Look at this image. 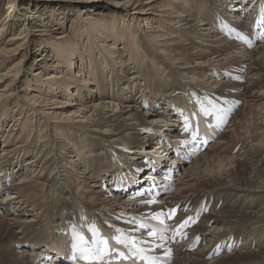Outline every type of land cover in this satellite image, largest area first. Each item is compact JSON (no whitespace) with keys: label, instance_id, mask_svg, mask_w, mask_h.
Masks as SVG:
<instances>
[{"label":"bare ground","instance_id":"6f19581e","mask_svg":"<svg viewBox=\"0 0 264 264\" xmlns=\"http://www.w3.org/2000/svg\"><path fill=\"white\" fill-rule=\"evenodd\" d=\"M35 1L10 0L0 26V264H62L47 246L62 222L153 242L136 216L175 207L205 214L187 240L150 247L172 257L156 264H264V39L249 47L218 26L223 17L252 34L262 0H180L178 10L177 0ZM155 2L175 13L171 34L146 29L166 20L149 13ZM90 6L98 12L86 14ZM72 10L71 31L61 32ZM12 17L23 22L18 34ZM33 47L44 52L38 62L28 58ZM233 73L245 81L233 83ZM223 99L237 106L229 125L191 157L171 106ZM166 172L175 191L163 185ZM117 174L130 180L126 191L112 188ZM138 191L144 196L132 198Z\"/></svg>","mask_w":264,"mask_h":264},{"label":"rangeland","instance_id":"374dc122","mask_svg":"<svg viewBox=\"0 0 264 264\" xmlns=\"http://www.w3.org/2000/svg\"><path fill=\"white\" fill-rule=\"evenodd\" d=\"M35 1V0H34ZM46 1H51L52 3H57L58 2V0H43V2L42 3H45ZM156 1V0H155ZM36 2V1H35ZM173 2V1H172ZM9 3H10V0H0V26L3 24V22H5V21H7V19H6V17H7V11H8V9H9ZM103 5H105V6H107V8H109V9H113L114 7H115V5L113 4V3H111V2H107V1H104L103 3H102ZM181 4V2H180V0H177V2L175 3V7L173 8V9H176V10H178L177 9V6H179ZM45 5V4H44ZM91 5V4H90ZM52 8H54L55 10H59L58 9V5H53V7ZM83 8V7H82ZM81 8V9H82ZM39 9H41V11H42V9H43V7L41 8H38V10ZM85 11H88V12H85L86 14L87 13H94V12H98V10L97 9H95V7H91L90 6V8L89 7H86V8H83ZM165 9V8H164ZM100 10V9H99ZM48 11V9H46L44 12H47ZM62 11V10H61ZM106 12L108 11V10H105ZM110 11H112V10H110ZM148 11H149V13H153V15L154 16H160L161 18H163V19H165L166 18V20L164 21V24L162 23V24H158L159 22H157L156 20L155 21H149V23H150V28H146V29H148V31H150V33H156L155 35H161V33L158 31V29H157V26H159V28L160 29H163V28H165V27H167V26H171V27H173L172 26V24H169L168 22H167V18L169 17V18H175V13L173 14L171 11H163V9H162V7H161V5H159V4H157V2H155L154 3V5L152 6V7H149L148 8ZM174 12V11H173ZM169 13H172L171 15H168ZM46 14V13H45ZM48 14H53V12L52 13H48ZM59 14V13H58ZM67 14H68V11H67ZM47 15V14H46ZM75 15H77V11H75V10H72L70 13H69V18L67 17V15L64 17V19H65V24H64V26L62 27V29L63 30H61V32H65V33H70V26H71V23H72V20H73V18H74V16ZM84 15V14H83ZM94 15V14H93ZM20 16H21V18L23 19V17H24V15L23 14H20ZM59 16V15H58ZM62 16V15H61ZM64 16V15H63ZM62 16V17H63ZM107 17L109 18L110 17V15H107ZM113 19V18H112ZM11 21H14V22H16V30H15V32H16V34H18V30L22 27V25H23V22L21 21V19H19V18H13L12 17V20ZM75 23H73V25H74ZM141 25L143 24V21L140 23ZM167 25V26H166ZM120 27H122V24L120 25ZM74 28V26L72 27V29ZM144 28V27H143ZM166 30L165 31H167V33H170L171 34V32L167 29V28H165ZM57 33V30H55V33L54 34H56ZM163 40V38H160L159 39V37H158V39L157 40ZM165 41V40H164ZM170 43H172V42H170ZM42 53H44L43 52V50H39V48H35V47H33L32 48V50L29 52V54H28V58H30V60L31 61H34V62H38L37 61V59H39V58H41V54ZM56 64H57V68H59L60 67V64L58 63V61H57V59L54 57L53 59H52ZM79 63V61L77 62V60H76V66L74 67V74H73V76L74 75H76L77 73H78V69H77V64ZM103 66L104 67H107V65L106 64H104L103 63ZM4 68H5V66H4ZM35 69H37V67H35V68H33V72H34V70ZM60 70V69H59ZM49 72H45L44 74H48V73H50L52 70H48ZM1 72V71H0ZM234 75H236V76H238V80H234L232 77H229V79L231 80V81H234L233 83H242V82H244L245 81V78L244 77H241V76H239V75H237L236 73H233ZM112 75V73L108 76H106V78H108V77H110ZM47 76V75H46ZM45 77V76H44ZM44 77L42 78V79H44ZM85 77L87 78H91V76H89L88 74H86L85 75ZM219 81H222V80H219ZM229 83V82H228ZM89 84H91V81L89 82ZM88 84V85H89ZM58 92H59V89L57 90ZM70 91L73 93V91H74V97L72 96V97H69V99H77L78 100V91H75V90H73V88H70V90L68 91H66L67 92V94H68V96H69V94H70ZM41 93H43V92H41ZM71 93V94H72ZM72 94V95H73ZM53 95H55V96H57L58 94H53ZM58 97V96H57ZM68 99V98H67ZM67 99L65 100V101H67ZM68 102V101H67ZM69 102H73V103H76V102H78V101H69ZM240 106L242 105V102L239 104ZM53 106V107H52ZM72 106L73 107H75L73 104H72ZM58 107V108H57ZM54 108H57V109H66V108H60V105H56V104H54V105H49V106H47V109L49 110V111H51V110H53ZM58 110V111H59ZM42 120H44V118H42ZM77 120H82V118H79V117H76V121ZM262 153L264 154V147L262 148ZM235 154L237 155V156H240L241 155V152H235ZM207 156H210V155H207ZM191 165V164H190ZM17 214V213H16ZM0 215H2V214H0ZM17 216V215H16ZM212 225V221H210V222H208V226H211ZM198 246H199V243H198ZM197 246V247H198ZM196 247V248H197ZM195 248V249H196ZM192 249V248H191ZM195 249H193V250H195ZM211 255H213V254H211ZM211 259L209 258V259H207V261H210Z\"/></svg>","mask_w":264,"mask_h":264},{"label":"snow or ice","instance_id":"6c2138e0","mask_svg":"<svg viewBox=\"0 0 264 264\" xmlns=\"http://www.w3.org/2000/svg\"><path fill=\"white\" fill-rule=\"evenodd\" d=\"M261 11L264 12V9H262ZM154 218L159 219V216H156ZM149 235H155V233H149Z\"/></svg>","mask_w":264,"mask_h":264}]
</instances>
